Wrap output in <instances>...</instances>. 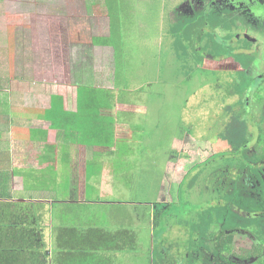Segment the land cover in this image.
<instances>
[{
  "label": "rangeland",
  "instance_id": "rangeland-1",
  "mask_svg": "<svg viewBox=\"0 0 264 264\" xmlns=\"http://www.w3.org/2000/svg\"><path fill=\"white\" fill-rule=\"evenodd\" d=\"M110 1L117 5L111 6L108 0H0V86L12 71L11 76L26 80L22 85V99L24 94H30L29 100L38 102L42 96L46 99L52 93L62 92L66 96L73 95L76 100V91L85 86L92 100L95 95L111 102L120 100L121 95L148 105L149 113L142 114L139 123L135 122V131H140V123L146 125V130L140 132L139 139L134 138L133 147L129 146L132 153L114 159V167L120 162L132 166L133 175L115 181L102 198L103 202L92 207L91 214L96 223L111 225L114 231L119 228L118 215L131 219V214L134 218L138 211L139 250L124 252V256H132L131 259L138 260L139 264H152L157 251H164L165 256L174 251L175 258L187 260V253L179 249L188 239L189 228L180 225L189 222L173 226L170 239L174 245H170L166 223L172 225L173 221L167 222L166 212L174 211L181 221L186 210L197 215L204 207L226 204L227 200L232 202L229 188L222 186L220 190V186L217 188L213 183L216 168L219 167L221 174L229 171L232 165H239L242 170L245 166L246 171L257 161L256 157H245V152L243 156L230 154L210 158L235 151L230 141L217 137L224 135L243 110L246 117H240L243 122L248 121L252 147L261 135L259 101L253 99L254 92L249 97L237 93L234 83L240 80L239 71L253 66V71L244 76L245 89L252 86L264 91L263 80L257 78L264 75V28L257 25L261 21L264 23V8L252 5L254 22L250 27L241 26L236 30L256 40L254 44L247 39L234 40V45L227 43L225 47L217 39L213 15L211 22L206 25L203 21L199 30L192 25L190 30L177 35L178 31L173 29L179 12L195 13L203 7V0ZM188 1L191 12L188 9L184 12ZM112 7L117 10L116 18L110 13ZM242 10L245 9H238L240 14ZM114 19L115 46L97 51L96 39L112 35ZM238 23L245 25L246 21ZM217 31L224 40L226 31L220 28ZM201 33V41L205 38L206 47L212 52L223 49L224 53H229L231 49L246 47L258 56H246L244 52V55L221 62L207 58L202 68H196L192 59L185 55L190 43ZM220 70L230 72L215 73ZM125 90L134 93L129 95ZM34 93L37 96H32ZM246 99L251 101L243 104ZM241 125L239 123V128ZM242 129L247 130L246 126ZM191 151L195 152L193 157L189 156ZM181 162L189 166L186 171ZM192 166L197 175L203 167L208 172L199 175V181L192 184L193 189L189 181L180 188L179 182ZM96 191L94 197L91 191L92 201L105 195L104 190ZM109 202L113 205H108ZM121 202L133 204L127 208L118 207L117 203ZM170 204L173 208L169 210ZM235 245L245 256L257 257L252 255L254 246L248 238L239 236Z\"/></svg>",
  "mask_w": 264,
  "mask_h": 264
},
{
  "label": "crops",
  "instance_id": "crops-1",
  "mask_svg": "<svg viewBox=\"0 0 264 264\" xmlns=\"http://www.w3.org/2000/svg\"><path fill=\"white\" fill-rule=\"evenodd\" d=\"M103 48L108 47L96 46L97 51ZM11 74L0 86V251H3L4 264H22L24 203L29 205L26 212L33 218L24 228L34 234L31 241L36 239V243L45 247L47 264H139L138 260L131 259L132 256H124V252L139 250L138 211L134 218L131 214V219L118 215L119 228L114 231L111 225L96 223L91 211L93 206L103 202L102 198L115 181L133 175L132 166L120 162L114 167V159L132 153L129 146L133 147L134 138L139 139L140 132L146 130V125L140 123V131H135V122L139 123L141 115L149 113V106L121 95L120 100L111 102L95 95L92 100L88 92V106L103 111L110 108L116 117L115 147L99 146L96 141L91 145L88 135L72 133L69 128L68 132L54 130L51 122L43 117L45 110L52 107V95L64 96L67 110L78 112V91L76 100L73 95L66 96L62 92L52 93L46 99L42 96L38 102L29 100L30 94H24L22 99V85L26 80ZM126 93L130 95L134 91ZM194 153L191 151L189 156L193 157ZM181 163L186 171L189 166L186 162ZM26 187L30 189L27 193ZM97 189L104 190L105 195L92 201L91 191L94 197ZM35 192L42 199H24ZM117 204L118 207L124 205L122 202ZM129 204L133 203L126 202L124 206L127 208ZM93 228L113 234L120 231L134 233L137 247L122 253L94 251L96 254H88L82 244L85 245L84 234ZM125 241L133 245L128 236Z\"/></svg>",
  "mask_w": 264,
  "mask_h": 264
},
{
  "label": "trees",
  "instance_id": "trees-1",
  "mask_svg": "<svg viewBox=\"0 0 264 264\" xmlns=\"http://www.w3.org/2000/svg\"><path fill=\"white\" fill-rule=\"evenodd\" d=\"M108 1L111 6L117 5V3L111 2L110 0ZM110 13L113 18L117 17V10L113 9V7L111 8ZM203 15H205V18H203ZM212 15L215 19V31L219 36L218 37L216 35L217 39L221 40L222 44L220 45L226 47L227 43H229L231 39L241 34L240 31H236L241 28V26L237 23V18L239 17L238 15H236L237 17L235 16L234 11H222L215 8H205L203 10H198L193 14H182L179 12V19L174 22L173 29L178 31L177 35H182L183 30H190L192 25H195L199 30L203 21L206 25L211 22ZM115 22L116 19L112 22V35L110 37L96 39L98 46H115ZM258 26L259 28H264V23L261 22ZM219 28L226 31L224 40L220 38L217 31ZM203 33H201L195 41L191 43L189 42L190 46L187 50L188 54L185 55L188 56L187 58L192 59L196 68H198V66L202 68L204 60H206L209 56L210 59H208L211 61H220L222 57L229 58L236 53L234 49H231L229 53H224L223 49L215 50L213 52L210 49H207L205 44L206 42H204L205 38L201 41ZM246 41L251 43L248 39ZM178 43H180V40ZM202 44H205V47L200 48ZM13 47V41L11 40L10 53L13 52ZM12 55L13 54H11V56ZM181 59H183V57H181ZM237 74L240 76V80L234 83L236 92L242 95L247 94V97H249L251 92H254L253 99H257V101H259V106L262 104L264 105V91H259L258 89L256 90L252 86H248V89H245L246 84L244 76L246 77L247 73L238 72ZM257 78L262 79L264 82V75ZM252 81L253 80L250 81V84H252ZM88 92L89 90L85 86L78 89V112H71L70 110H67L64 96L52 95V107L45 110V115H43V117L51 122V128L54 130L68 132L69 128L72 133L76 132L79 135H88L92 140L91 145L96 141L99 146L115 147V114L110 108L103 111L94 106H88ZM245 101L248 102L251 100L246 99ZM239 123H242L241 128H239ZM244 123L245 122L242 121L240 116L239 118L237 117L236 122L230 125L224 135L220 136L224 140L230 141L235 151L227 154H216L210 159L221 157L222 155H237V153L239 156H243V152H245V157H256L257 161L260 160V157L252 151L251 147H249L251 145L249 136L250 131L248 129L249 126L247 125L248 122H246L245 125ZM242 126H246L247 130L243 131ZM263 135L264 132L258 136L255 149L264 147ZM93 147H95V145H93ZM257 161L252 166H248L251 172L249 170L244 171L246 168L245 166H242V170L240 169V166L237 165L238 167L235 173L236 180H234L231 184V188L229 189L232 202L227 200L226 204L218 205L216 207L203 208V210L198 211L196 217H189L186 220L183 219L181 221H178L179 218H177L175 212L173 214H170V212L168 214V212H166L167 214L165 215H168L167 222H169V220L173 221L172 225H168L166 223V227H168L169 231L167 240L169 239V241H171L170 245H174V242L170 239L173 236L172 233H174L173 226L176 225V223L178 224L177 226H179V222H189L188 224L180 225L185 226V228H189V232H187L188 239L184 244H182V249H179L182 250V253H187V260L175 258V256L172 255L174 251H171L170 257L168 254H166V256L162 254L164 251L160 252L156 249L157 255L152 261V264H178V262H183L184 264H264V258H260L258 261L254 262L253 257L245 256L244 253H240L235 245L236 239L239 236L248 237L254 244L253 256L259 255V253H261L260 247L264 246V194L259 191V187L257 186V180L262 184V186H264L262 177L263 168L259 167L261 162ZM200 170L202 171L197 175L196 168L192 166L191 171L184 177V179L182 178L183 180L181 179L182 182H179L180 188H182L186 181H189L190 186L193 189L192 184L199 181V175L202 172L204 173L208 171L207 169L204 170V167ZM216 170L219 171V167L216 168ZM242 172H244V174L247 172L251 176H254V178H252V180H248L245 175L242 176ZM192 173L194 175L188 179ZM240 177L242 178L240 179ZM254 186L257 188H254ZM29 191L30 189L26 187L25 192L27 193ZM35 194L36 192L34 194L30 193L28 196L26 195L27 197L24 199H42L41 197H37L38 195L36 196ZM5 196L7 197V194H5ZM8 197L11 198L10 195H8ZM28 207L29 205L25 203L22 204V264H47L45 261V259H47L45 247H42V243H36V239L31 241L30 238H32L34 234L28 233L27 231H29V229L24 228L25 224L28 223V220L33 221L30 212H26ZM171 208H173V206L170 204L169 210ZM25 215H27L28 218H25ZM174 217L176 218V221ZM180 218H183V214ZM160 219L161 217L157 218V222ZM125 236L129 237V242L132 240V246H130V243H126ZM84 238L85 245L82 244V247L85 252H88V254H96L94 251L102 253L122 252L127 249L132 250L137 247V235L129 231H120L113 234L108 233L103 229L93 228L89 231V233L87 232L84 234ZM121 241L123 242L122 244L120 243ZM83 248H81V250H83ZM153 251H155V249H153ZM8 253L10 254V252ZM195 253H198L200 257H195ZM172 257H174L175 260L172 259ZM3 260V251H0L1 264H4Z\"/></svg>",
  "mask_w": 264,
  "mask_h": 264
},
{
  "label": "flooded vegetation",
  "instance_id": "flooded-vegetation-1",
  "mask_svg": "<svg viewBox=\"0 0 264 264\" xmlns=\"http://www.w3.org/2000/svg\"><path fill=\"white\" fill-rule=\"evenodd\" d=\"M263 1V2H262ZM191 4V2L190 1H188L187 3H186V5H185V8L183 9L185 12L186 11H190L191 12V9H189V6H191L190 5ZM202 5H203V7L201 8L202 10L203 9H205V8H215V9H217V10H222V11H234V13H235V16L236 15H238V17L239 18H237V23L240 21V20H245L246 21V24L245 25H240L239 23H238V25L239 26H246V27H250L251 26V23L252 22H254V18L251 16L252 15V13H251V10H252V8H251V6L253 5V6H255V7H259V8H264V0H203V3H202ZM193 6V5H192ZM188 9V10H187ZM200 9V10H201ZM238 9H245V10H242V14H240L239 13V11H238ZM188 13V12H187ZM237 17V16H236ZM262 23H263V21H261ZM260 22V23H261ZM257 25H259V23L257 24ZM252 26H253V24H252ZM241 31V30H240ZM243 37H245V35H243V34H240L239 36H237V37H235V38H233V39H231L230 41H229V44H233L234 45V43H235V41L234 40H237V41H241V40H244V39H248V41H250L251 43H253L254 44V42L256 41V40H253L252 41V39L249 37V35H246V37L243 39ZM248 50V51H247ZM251 48H246V47H243V48H236V49H234V51L237 53H235V54H233L232 56H230L229 58H224V57H222L221 59H220V61H214V62H221V61H225V60H229L230 58L231 59H233V58H235L237 55L239 56V55H244V52H245V55L246 56H249L250 55V57H257L258 55H257V52H255V54H253L252 52H251ZM243 51V53H240V52H242ZM209 59H210V56L208 57ZM252 68H253V66H249L248 68H246V69H244V70H242V71H239V72H246V73H249V72H252L253 70H252ZM203 70H205V69H203ZM221 72H215V73H219V74H221V73H224V72H230V70H220ZM255 71V70H254ZM213 72V71H212ZM211 72V75H215V74H213ZM216 76V75H215ZM259 77H261V76H259ZM244 101L245 100H243V104H244ZM242 103V102H241ZM245 103H248L247 101H245ZM243 106V105H242ZM233 108H235V107H233ZM232 109V108H231ZM243 109H244V107H243ZM264 105L262 104L261 106H260V110H261V112H262V120H261V130H260V132L261 133H263L264 132ZM233 110V109H232ZM227 111V110H226ZM230 111V110H229ZM245 115V116H244ZM239 116H242V117H246V114H245V110H243V112H241L240 113V115ZM248 122V121H247ZM260 133V134H261ZM217 138H220V139H223V138H221V137H217ZM249 147H251L252 148V151L253 152H255V154L256 155H258L259 157H260V160H258L257 162H261L260 163V165H259V167L261 168H263V173H262V177H263V181H264V147L263 148H260V149H255V146L254 147H252V144L249 146ZM237 153V152H236ZM237 155H238V153H237ZM230 167V169H229V171H227V170H225L224 172H223V175H221V173L219 172V171H217V173H215V175H214V173H213V180H214V184L215 185H217V186H215V187H219L218 189H222L223 187L222 186H226V188H231V184L234 182V180H236V177H235V173H236V171H237V167L235 166V165H232V166H229ZM190 172V171H189ZM189 172H187L186 174H188ZM206 172H208V171H206ZM206 172H204V173H206ZM246 176V179H248V180H252V178H254V176H251L250 174H248L247 172H246V174H244V172H242V176ZM239 176H241V175H239ZM238 176V177H239ZM242 177H240V179H241ZM225 179H227V180H225ZM257 186L259 187V191H261L262 192V194H264V186H262V184L257 180ZM254 188H257L256 186H254ZM207 207H209V206H207ZM205 208V207H204ZM174 213V211L173 212H170V214H173ZM183 214V218H184V220H186L187 218H189V217H196V215H193L192 213H191V210H186V212L185 213H182ZM245 237V236H244ZM246 238H248V237H246ZM249 239V238H248ZM250 240V239H249ZM252 242V241H251ZM253 243V242H252ZM253 246H254V244H253ZM260 249H261V253H259V255H257V257H255V259H253L254 260V262H256V261H258L260 258H264V246H261L260 247ZM200 256L198 255V257L197 258H199Z\"/></svg>",
  "mask_w": 264,
  "mask_h": 264
}]
</instances>
